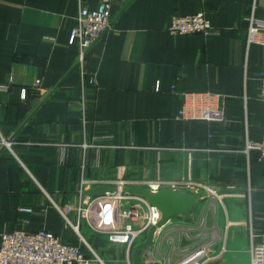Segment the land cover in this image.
Segmentation results:
<instances>
[{"label":"crops","instance_id":"1","mask_svg":"<svg viewBox=\"0 0 264 264\" xmlns=\"http://www.w3.org/2000/svg\"><path fill=\"white\" fill-rule=\"evenodd\" d=\"M97 3L0 0V137H15L13 153L0 144V241L4 230L46 229L77 245L79 220L108 264H129L128 253L134 264L135 245L109 241L78 215L82 178L89 198L120 181L133 189L145 178H187L224 195L205 219L220 235L208 264H250L251 232L264 233V162L243 149L264 133V46L247 48L246 16L264 0L115 2L113 26L87 59L91 82L74 68L70 36L80 9ZM199 11L219 34L169 33L174 15ZM206 91L222 95L226 121L177 118L182 93ZM197 204L172 224L198 232ZM165 237L158 231L151 248Z\"/></svg>","mask_w":264,"mask_h":264},{"label":"built area","instance_id":"2","mask_svg":"<svg viewBox=\"0 0 264 264\" xmlns=\"http://www.w3.org/2000/svg\"><path fill=\"white\" fill-rule=\"evenodd\" d=\"M132 1L98 0L95 8L84 6L80 9L77 23L71 31L70 43H77L79 46L74 68L79 70L84 80L89 76L90 81L95 82V75L88 70L87 59L98 41L113 26V4L120 2L126 7ZM246 20L247 48L253 44L264 46V5L262 11L258 12L254 3ZM168 31L172 35H216L220 32L203 11L190 15H174ZM259 82V97L263 102L264 112V71L259 73ZM41 84L40 79L36 80L34 88L40 89ZM181 98L182 106L177 118L182 121L224 122L227 119L220 93L184 92ZM0 144L2 148H8L13 153L15 137H5L1 134ZM62 148L65 150V146ZM243 151L247 156L255 151L258 160L264 162V133L260 139L248 137ZM88 182V179L82 178L77 213L86 219L93 230L107 233L109 241L127 244L130 250L139 239L146 237L152 225L161 220L162 213L157 206L151 204L144 196L129 190L131 182L120 181L112 191H106L95 198L86 196ZM135 184L152 192L164 188L188 192L207 188L204 184L187 178H145ZM126 205L129 207L126 208ZM79 222L78 220V223L73 225L80 236V243L77 245L63 242L59 236L46 229L4 230L0 241V264H108L80 234ZM162 229L166 233L164 247L160 242L156 249L151 246L144 248L143 254H139L141 264H208L214 258V245L220 237L218 230L207 229L203 223L195 233L192 226H176L172 224L171 219L156 230L154 239ZM222 251H225V246H222ZM248 251L250 264H264V233L251 232ZM127 262L131 264L130 253Z\"/></svg>","mask_w":264,"mask_h":264},{"label":"water","instance_id":"3","mask_svg":"<svg viewBox=\"0 0 264 264\" xmlns=\"http://www.w3.org/2000/svg\"><path fill=\"white\" fill-rule=\"evenodd\" d=\"M113 189L114 188L112 187H103L97 191L105 193L106 191H112ZM129 190L147 198L149 202L157 206L162 213L161 220L156 225H152L149 228L145 240L137 243L133 249V263L141 264L139 258L140 251L152 244L156 230L168 223L172 218L192 212L197 202L203 197V194L199 192L180 191L169 188L160 189L156 192L149 191L143 187H137ZM90 193L93 194L96 193V191H91Z\"/></svg>","mask_w":264,"mask_h":264},{"label":"rangeland","instance_id":"4","mask_svg":"<svg viewBox=\"0 0 264 264\" xmlns=\"http://www.w3.org/2000/svg\"><path fill=\"white\" fill-rule=\"evenodd\" d=\"M201 193L203 194V197L201 198V200H199L197 204L198 208L196 207V211L198 212V214H200V216L197 217L199 219L196 220V227H198L200 224L205 223L207 214L209 216L212 215V212L214 211L216 205L221 201L222 197L224 196H222V193L220 194L212 188H206ZM127 207H129V205H126V208ZM177 218H179L180 220L184 219L185 221H187L189 219V216H177Z\"/></svg>","mask_w":264,"mask_h":264}]
</instances>
